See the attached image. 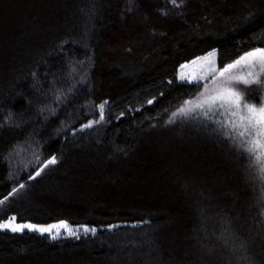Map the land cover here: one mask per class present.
<instances>
[{"label": "trees", "instance_id": "16d2710c", "mask_svg": "<svg viewBox=\"0 0 264 264\" xmlns=\"http://www.w3.org/2000/svg\"><path fill=\"white\" fill-rule=\"evenodd\" d=\"M253 47L264 0H0V223L97 229L0 231V264H264L258 165L179 77Z\"/></svg>", "mask_w": 264, "mask_h": 264}, {"label": "snow or ice", "instance_id": "6c2138e0", "mask_svg": "<svg viewBox=\"0 0 264 264\" xmlns=\"http://www.w3.org/2000/svg\"><path fill=\"white\" fill-rule=\"evenodd\" d=\"M171 2L175 5L177 0H171ZM216 58L217 50L212 49L205 56L197 57L191 62L196 63L198 60H205L215 65ZM185 66L181 65V67ZM241 66L247 67L250 71L245 72L243 75H238L234 70ZM217 72L218 75H216ZM262 75H264V47H253L239 55L231 63L225 64L223 68L213 69V88L208 91L207 85H205L206 91L202 94L203 99L197 103L196 108L205 109L206 114L208 111L223 110L227 117L228 127L238 137L242 138L241 147L248 153L249 158L258 165L261 178L264 179V97H259L261 101L259 104L249 102L238 87L239 85L247 87L256 85L264 89V79H261ZM181 79H184V77H181ZM149 103H152V101H149ZM104 106L103 103L99 105L101 120L104 119ZM56 162V157L53 156L47 163L56 164ZM36 175L39 176L40 172H37ZM16 220L15 216L8 218L0 223V229L12 232H23L28 229L43 234L52 233L53 229L57 227L56 225L45 226L33 223H18ZM59 226L66 229L69 235L77 238L81 229L85 234H95L97 231L95 227H89L88 225L72 229L67 221H60ZM109 227L114 226L110 225Z\"/></svg>", "mask_w": 264, "mask_h": 264}, {"label": "rangeland", "instance_id": "374dc122", "mask_svg": "<svg viewBox=\"0 0 264 264\" xmlns=\"http://www.w3.org/2000/svg\"><path fill=\"white\" fill-rule=\"evenodd\" d=\"M183 65H186V66L185 67H180V71H179L180 79H181V77H184V79H181V81L187 82V83H193V82H197V81L209 80L208 84H207V90L208 91L212 90V88H213V69L214 68L217 69L216 63H215V65H212L209 61L198 60L196 63L188 62V63H185ZM234 71L238 75H243L245 72L250 71V69H248L247 67L241 66L240 68H238V69H236ZM216 75H218V72L216 73ZM261 79H264V75L261 76ZM239 86H243L245 88L247 87V86H244V85H239ZM250 87H257L258 88L257 92H253L250 95V97H251L250 102H254L257 99L260 100L259 97H264V89H261V88H259L256 85H252ZM205 91H206V89H205ZM205 91H204V93H205ZM202 99H203V96L201 95L197 101L192 102L190 104V106L188 107V110H187L188 113H191L190 115L195 114V113H201V112L206 114V110L205 109L196 108L197 103L200 100H202ZM207 114H210L213 117H216L219 121H221V122H223L225 124L224 125L225 127L229 128L228 125H227V117L225 116L223 110L208 111ZM232 132L236 135V133L234 131H232ZM240 140H242V138H240ZM50 225H56L57 226L55 229H53L52 233H49L54 238H59L61 236H72V235L68 234V231L66 229H64L63 227L59 226V222L58 223H54V224H50ZM68 225L72 229H77L78 228V226L71 225L69 223H68ZM45 226H49V225H45ZM0 231H5V230L0 229ZM7 231H10V230H7ZM24 231H32V230L25 229ZM79 234H85V233L81 229V230H79Z\"/></svg>", "mask_w": 264, "mask_h": 264}]
</instances>
